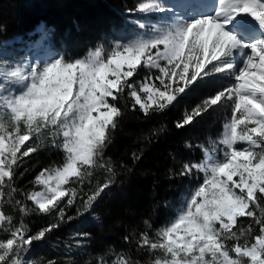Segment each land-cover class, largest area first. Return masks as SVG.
Returning <instances> with one entry per match:
<instances>
[{
    "label": "snow or ice",
    "instance_id": "snow-or-ice-1",
    "mask_svg": "<svg viewBox=\"0 0 264 264\" xmlns=\"http://www.w3.org/2000/svg\"><path fill=\"white\" fill-rule=\"evenodd\" d=\"M127 11L159 21L137 20L144 35L82 58L51 50L17 63L0 58V264H77L71 256L34 259L32 246L90 212L119 170L131 171L107 156L129 108L122 102L131 99L130 110L145 116L163 113L217 74L231 83L175 122L185 129L217 106L230 108L211 148L185 143L202 159L170 170L202 182L163 226L150 234L145 220L147 230L123 237L146 260L110 246L89 264H264V0H140ZM141 69L147 74L133 80ZM44 148L62 150V163L42 168L32 189L18 187L25 158ZM33 214L51 222L32 232L25 218ZM90 236L76 231L67 250Z\"/></svg>",
    "mask_w": 264,
    "mask_h": 264
},
{
    "label": "trees",
    "instance_id": "trees-1",
    "mask_svg": "<svg viewBox=\"0 0 264 264\" xmlns=\"http://www.w3.org/2000/svg\"><path fill=\"white\" fill-rule=\"evenodd\" d=\"M140 0H0V47L6 41H15L18 36L28 37L44 23L51 35L55 50L70 58H77L97 46L105 37H114L127 24L126 18L136 15L127 10L134 8ZM199 86L192 87L190 94ZM189 91L165 112L150 120L143 112L130 110L131 99L122 102L129 105L119 128L113 133L107 156L117 163H126L131 171L119 170L116 183L102 195L90 212L75 221L63 224L50 233L44 241L34 242L31 256L35 258H57L72 232H89V239L82 248L73 253L77 264H89L93 257L103 254L108 247L127 251L134 258L146 260V252L136 253L135 243H125L123 237L130 232L145 231V220L152 224L151 232L163 226L171 214L170 202L184 188L183 177L175 176L170 170H179L183 159L196 156L193 147L186 142L196 143L206 126L208 116L185 129H177L175 122L182 119L186 103L191 104ZM183 99V100H182ZM189 105H186L187 108ZM193 106V105H192ZM155 133V135H153ZM143 150L139 162L131 159V153ZM175 156V160H173ZM60 149H41L20 169L28 171L18 179V187L33 188L30 181L38 172L53 163L63 161ZM199 159V157L197 158ZM31 205V202H29ZM70 214L75 215L71 209ZM13 215H16L13 212ZM32 232L47 226L51 220L44 214H33L25 218ZM38 246L40 247L39 249ZM53 247L57 252L51 250Z\"/></svg>",
    "mask_w": 264,
    "mask_h": 264
},
{
    "label": "rangeland",
    "instance_id": "rangeland-1",
    "mask_svg": "<svg viewBox=\"0 0 264 264\" xmlns=\"http://www.w3.org/2000/svg\"><path fill=\"white\" fill-rule=\"evenodd\" d=\"M141 21V22H148L150 24H157L159 21V15L153 14L151 17H145L143 14L137 13L136 15L129 16L126 18L127 24L124 28L120 29L117 34L114 37H105L100 42H98L97 46L90 50H94L101 45L104 46V48L110 49L112 44L116 41H127L129 39H135L138 38L141 35H144L147 31L146 29H140L138 25L135 23V21ZM51 45V35L47 29H45L44 23H41L37 27V31L34 29L30 31L29 36L22 38L21 36H18L15 41H6L4 42L0 47V53H3L4 56L0 58L9 59L12 63L22 62L24 60H35V59H42L46 58L49 54L50 50L54 52H58L57 50L52 48ZM89 50V51H90ZM88 51V52H89ZM87 53L84 55L77 57L82 58L86 56ZM61 54L60 52H58ZM147 74V69H141L136 76L133 77V80H142L144 76ZM231 83L230 78L224 76L223 74H217L216 77H214L212 80H205L203 82H198L196 85L199 87L195 90V92L190 94L189 90V96L191 100V104L186 103L184 106V110H191L194 106H196L198 103H200L203 99L207 98L209 95L213 94L217 89L222 87L223 85ZM194 85V86H196ZM193 86V87H194ZM181 95L178 100H181ZM177 100V101H178ZM183 100V99H182ZM176 101V102H177ZM175 102V103H176ZM174 103V104H175ZM173 104V105H174ZM172 105V106H173ZM186 105H189L187 108ZM193 105V106H192ZM165 112V111H164ZM161 113H155L149 116H146L147 120H150L152 118L157 117ZM209 118L207 121L209 124L206 126V129L204 130L203 134L200 136V138H197L195 141V144H204L206 147L211 148L210 139L212 141L218 140L220 134L223 132V124L230 116V108L225 107H219L217 106L215 110L211 111L208 114ZM194 144V145H195ZM192 149V148H191ZM199 149V148H198ZM194 153H196V156L189 155L186 159H183L184 162L186 161H199L203 157L202 151L199 149L197 152L195 148L193 149ZM62 151V150H61ZM63 152V151H62ZM64 155V153H63ZM199 157V159H197ZM184 181H186V184L184 188L181 190V192L177 195V197L170 202V206L172 209L171 214H169L168 219L165 223H167L172 217H174L177 209L180 207V205L184 202L185 198L190 195L191 191L196 187L198 182H202V175H201V181H197L193 178H187L183 177ZM18 215V213H16ZM79 230H75L72 232L73 234ZM44 241V240H43ZM41 242V241H39ZM72 243L74 244V240H66L62 244L61 248L56 249H62L67 250L66 245ZM41 247V246H40ZM38 246L37 249L40 248ZM51 250L56 253L57 251L51 247ZM78 249L73 247L69 253H66L65 251L58 252V256L64 257V259H67L69 256L72 257L73 253L76 252ZM32 257V256H31ZM34 259V256L32 257Z\"/></svg>",
    "mask_w": 264,
    "mask_h": 264
}]
</instances>
